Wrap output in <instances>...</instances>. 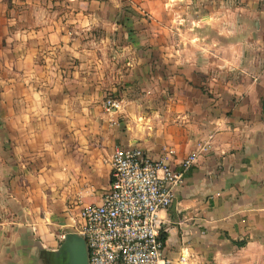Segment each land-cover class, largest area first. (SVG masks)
Here are the masks:
<instances>
[{
  "label": "crops",
  "instance_id": "0c3cea01",
  "mask_svg": "<svg viewBox=\"0 0 264 264\" xmlns=\"http://www.w3.org/2000/svg\"><path fill=\"white\" fill-rule=\"evenodd\" d=\"M67 3L0 0V264L48 262L59 236L74 232L67 210L79 196L100 204L109 189L115 147L151 159L172 151L179 170L209 135L210 148L160 214L163 256L170 264L264 260V0L203 3L190 21L200 34L180 33L183 47L175 19L152 20L107 57L91 30L128 7ZM107 98L120 102L116 126Z\"/></svg>",
  "mask_w": 264,
  "mask_h": 264
},
{
  "label": "built area",
  "instance_id": "2783aa9c",
  "mask_svg": "<svg viewBox=\"0 0 264 264\" xmlns=\"http://www.w3.org/2000/svg\"><path fill=\"white\" fill-rule=\"evenodd\" d=\"M119 108L120 102L111 98L103 104L114 126L113 115ZM212 139L209 135L205 144L182 158L179 170L172 166V151L151 159L141 149L114 148L112 181L100 204H83L79 196L67 210L69 228L86 243L88 264H170L163 256L160 214L171 206L175 191L184 184V174L210 148ZM185 258L181 255L179 262Z\"/></svg>",
  "mask_w": 264,
  "mask_h": 264
},
{
  "label": "rangeland",
  "instance_id": "374dc122",
  "mask_svg": "<svg viewBox=\"0 0 264 264\" xmlns=\"http://www.w3.org/2000/svg\"><path fill=\"white\" fill-rule=\"evenodd\" d=\"M64 2L66 5H68L67 2H76L77 0H52V2ZM95 2H109L112 5L113 4H124L125 8L128 7L129 10L124 11L125 13H128L129 20L131 19L132 21H127L126 20V14L123 13L121 15V11H114V9L111 12V23L109 25H97L94 27L91 32L94 34V42L96 44V53L99 56H108V54L116 53L118 52L119 45L121 46L122 43L127 40L126 36L131 37V36H136L141 35L140 31L141 29L146 30L147 24H151L152 20L155 21V23H168L171 20L175 19L176 22H173L170 24L173 26L170 28L173 31H176L177 33V46L183 47L184 44L179 42L180 33L183 35L184 33H189V34H200V28L196 27L195 24L192 25L191 18H197L200 15V12L198 11L199 7L202 6L203 3H209L211 2L213 5L215 3H233L234 0H94ZM10 2L11 0H4V3L7 5V7L10 8ZM157 2L159 7L157 9H153V13L148 12L147 10H143V12L140 14L138 11L133 10L131 8V4H136V3H154ZM172 2L174 5V8L176 11H169L166 10L165 7H163V4H167ZM197 6L194 8V11L197 12L196 15L195 13H188L186 12L187 10L185 9L187 6ZM138 7V6H137ZM173 6H170L172 8ZM60 8V7H58ZM157 10V11H156ZM159 10V11H158ZM155 11V12H154ZM199 12V13H198ZM143 19L142 22L140 20ZM179 22L180 20H182ZM136 22H139L136 23ZM130 24V25H129ZM180 24V25H179ZM133 28V29H132ZM180 29V31L175 30ZM150 29V28H149ZM185 29V31H184ZM184 31V32H183ZM143 35H147L146 32L143 33ZM92 39V38H90ZM148 43H144V47H148ZM255 264H264V260L256 261Z\"/></svg>",
  "mask_w": 264,
  "mask_h": 264
},
{
  "label": "water",
  "instance_id": "95a60500",
  "mask_svg": "<svg viewBox=\"0 0 264 264\" xmlns=\"http://www.w3.org/2000/svg\"><path fill=\"white\" fill-rule=\"evenodd\" d=\"M63 253L65 264H88V252L84 239L77 233L67 232L64 234L58 250L50 252L48 258Z\"/></svg>",
  "mask_w": 264,
  "mask_h": 264
},
{
  "label": "flooded vegetation",
  "instance_id": "af4514ba",
  "mask_svg": "<svg viewBox=\"0 0 264 264\" xmlns=\"http://www.w3.org/2000/svg\"><path fill=\"white\" fill-rule=\"evenodd\" d=\"M46 264H65V256L63 253H59L50 257Z\"/></svg>",
  "mask_w": 264,
  "mask_h": 264
},
{
  "label": "trees",
  "instance_id": "16d2710c",
  "mask_svg": "<svg viewBox=\"0 0 264 264\" xmlns=\"http://www.w3.org/2000/svg\"><path fill=\"white\" fill-rule=\"evenodd\" d=\"M160 238L164 242L166 239V234L164 232H161ZM231 243L237 248H242L246 244L245 241H231Z\"/></svg>",
  "mask_w": 264,
  "mask_h": 264
}]
</instances>
